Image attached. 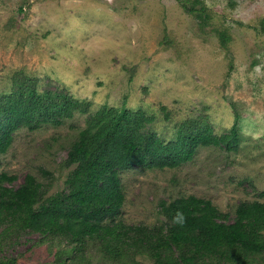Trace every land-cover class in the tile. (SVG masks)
Returning <instances> with one entry per match:
<instances>
[{
  "label": "rangeland",
  "instance_id": "374dc122",
  "mask_svg": "<svg viewBox=\"0 0 264 264\" xmlns=\"http://www.w3.org/2000/svg\"><path fill=\"white\" fill-rule=\"evenodd\" d=\"M196 0H185L192 6ZM0 0V96L25 71L42 91L65 88L76 99L144 111L165 143L188 119L207 117L216 135L235 124L237 151L200 147L175 169L134 167L121 174L120 220L154 225L161 203L189 196L235 217L242 202L264 197V0ZM87 116L55 127L21 129L2 156L20 186L29 174L63 191L74 167L66 160ZM56 250L26 236L11 256L18 264H55ZM153 264L147 258L137 259Z\"/></svg>",
  "mask_w": 264,
  "mask_h": 264
},
{
  "label": "trees",
  "instance_id": "16d2710c",
  "mask_svg": "<svg viewBox=\"0 0 264 264\" xmlns=\"http://www.w3.org/2000/svg\"><path fill=\"white\" fill-rule=\"evenodd\" d=\"M178 1L191 13L204 12L199 0L192 6ZM11 81V91L0 96V264H18L9 250L32 235L56 250L55 264H143L139 257L153 264H264L261 201L240 203L232 218L212 201L189 196L161 203L157 224L120 220L123 172L175 169L191 162L200 147L237 151L238 114L220 136L207 117L188 119L165 143L150 132L154 118L142 110L102 106L92 114V102L65 88L40 91L39 80L23 70ZM77 114L87 120L69 150L66 165L74 170L63 191L49 195L50 186L31 174L16 186L17 177L1 170L18 131L59 127Z\"/></svg>",
  "mask_w": 264,
  "mask_h": 264
},
{
  "label": "clouds",
  "instance_id": "9594fccd",
  "mask_svg": "<svg viewBox=\"0 0 264 264\" xmlns=\"http://www.w3.org/2000/svg\"><path fill=\"white\" fill-rule=\"evenodd\" d=\"M179 215V214H178Z\"/></svg>",
  "mask_w": 264,
  "mask_h": 264
}]
</instances>
